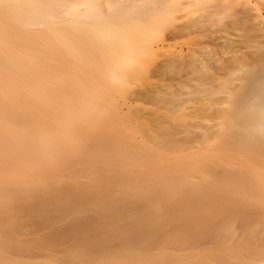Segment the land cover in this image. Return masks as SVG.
<instances>
[{"label": "bare ground", "instance_id": "obj_1", "mask_svg": "<svg viewBox=\"0 0 264 264\" xmlns=\"http://www.w3.org/2000/svg\"><path fill=\"white\" fill-rule=\"evenodd\" d=\"M225 1L218 0L219 4ZM158 2H162V0H0V264H70L71 262L77 264H144L142 257L135 256L133 247L140 240L137 236L140 238L139 234L149 229L143 227V225H147V222L143 221L144 219L141 216L143 215L141 213L143 211L139 210L141 205L136 203L134 205V202L131 201L132 196L145 198L147 196H142L145 193L152 195L150 198L148 196V199L153 202L147 206L155 214L161 209L186 210L181 205H168L162 202L160 197L164 195H182L185 193L190 196H204L206 195L205 192H212L213 195L218 196L224 190L239 192V190L229 186L231 179L229 174L217 178L212 173L211 164L214 165L215 158L222 161H232L234 158L229 157L230 153L223 154L224 147L229 144L228 135L223 132L214 133L213 131L220 130V128L222 130L224 125L227 126L225 121L228 120L231 111L230 98L234 97L238 111L244 114L243 127L258 131L257 134L260 135L262 129H264L262 123L264 122V101L261 100L259 86L261 79L264 78V70H260L262 71L260 73L256 71V74L253 73V75H249L250 71H244L243 74L237 73L238 69L236 71L234 66L245 61L248 62V56L246 52H243L241 45L237 46L235 41L234 46L231 45V49L222 51V56H228L225 61L218 57V53L214 52L215 50L209 51L207 55L203 56L192 52L189 59L180 54V56L174 53L167 54V63L170 65L167 64V68L178 69V76L183 73L181 70H185L176 83H179V86L184 89H192L189 95L199 97L206 95V98L205 91H210V96L206 100L201 97L200 102H193L194 105L190 107V113L186 108L185 111L174 114L172 118L180 119L186 130L190 128L199 129L200 127L195 124L196 120L205 119L204 117L211 112L217 116L216 120L218 118L217 114L221 116V119H224L222 124H215L216 121H214L215 123L211 128L205 130L202 128L201 136L198 134L195 136L196 139H193L195 143L196 140H199L198 142L203 145V149L211 152L209 156L210 163H212L209 164V167L200 165L195 168L187 164L185 169L184 164H178L176 167L181 168L177 169L178 175L172 179L173 181L163 175L161 176L164 177L163 180L161 178L153 179L146 183V180L141 178L145 175V166L151 167L152 165L147 164L144 166L139 162L137 156H133L126 149H120L119 155L122 157L120 162L130 163L131 166L127 169L126 164L122 165L126 175L129 173V176L118 180L112 176L114 169L110 168L112 163L118 167V149L116 158L112 161L109 151L103 148L97 155L105 163L102 171L111 178L108 179L109 183L98 182L100 179H96L98 181L94 179L90 184L86 182L88 180L83 182L82 184L86 183L90 186L83 190L86 198L85 200L81 199V202H79L80 200L77 202L72 194L54 197V199L48 201L41 196L50 190L40 177V152L42 150H52L56 133L62 137L59 144L67 149V147L78 143L74 138L75 132H73V130L77 131L78 127L87 129L91 133L100 131L103 135L107 134V128H109L112 131L109 140L118 147V122L115 117L111 118L109 109L106 107V103H115L116 101L114 89L118 82H121L122 85L126 83L122 66L127 60L118 54V6L124 5L126 9L127 7H151ZM247 4V2L244 3L243 8L245 11H250L251 7ZM223 5L225 4L221 6ZM225 6L227 8V5ZM225 10V8L222 10L223 13H225ZM233 10L235 13L238 11L236 7ZM222 11L220 10L221 13ZM213 14V11L208 10L196 12L185 19L182 24H179L180 22L176 24L182 25V28L185 29L183 31L186 32V30H190L188 29V27L190 28L189 23L192 25L201 21L204 23L205 19L203 17L206 16L205 18L212 19ZM238 14L241 16V11ZM245 14H242V16ZM250 14L245 15L247 19H256ZM208 15H211L210 18ZM249 15L252 17H249ZM236 21H233V23ZM206 22L210 23V20ZM203 26L206 25L203 24ZM194 30H196V27ZM179 32L176 31L175 33L181 35ZM258 34H261V32L255 35ZM171 35L169 37L174 36ZM88 38L92 40L90 45L86 41ZM212 38L209 39L212 40ZM220 38L222 37L219 36L217 41H221ZM75 42H78V45L81 42L84 48L83 51L80 50L81 47L75 45ZM262 54L264 55V52ZM256 57H258L257 54ZM167 68L165 67L166 70H169ZM241 68L244 69V67ZM158 73L160 74L159 71L156 74ZM222 80L226 82L225 86L231 87H229V91H226V89L224 91L225 86L217 84ZM168 89L172 93L169 87ZM172 89L174 90L173 87ZM163 90L168 94L167 88L164 89L163 87ZM136 91L135 94H144L145 92L143 90L144 92L140 91V93L138 89ZM180 91H182L181 88ZM165 93L159 95L163 97L164 103L166 97L164 98L163 94ZM180 93L177 94L180 96ZM158 94L159 92H157V96H154L157 98L159 97ZM181 95L183 94L181 93ZM217 95H220V97H216ZM138 98L123 97V102L127 105L128 111L137 108L140 102ZM181 102L177 110H181L183 106L185 107V104H182L187 103ZM119 103L121 104V102H118V106L121 108L122 104ZM190 103L192 104V102ZM57 105L60 107L58 108ZM138 109L141 111L142 108L139 107ZM150 111L157 114L154 110ZM168 111L171 110L168 109ZM160 112L158 113L160 114ZM137 114L140 115L138 110ZM162 114L161 112L160 115L162 116ZM146 115L148 116V114ZM160 115H158L159 118ZM159 118H155L154 121H161ZM156 119L158 120L156 121ZM166 119L169 122L168 117L166 118L165 115ZM171 123L170 120L169 124ZM181 123L179 127H181ZM173 124L176 125L177 123L173 122ZM176 127H161L162 129L159 127L162 131L160 130L157 134H160L161 137L152 134L151 137H148L149 134H146V131L151 132V130L147 126L145 135L148 140L153 143L158 141L155 145L146 144L147 147L154 150L161 160L169 158L168 155H173L172 160L181 161L192 154L195 155L199 152L204 154L198 148L195 151L196 146L194 145L186 148H181L180 145L175 146L173 138H175L176 132L179 134V128L176 129ZM182 132L183 129L180 133ZM81 140L83 141V139ZM105 140L108 139H101V142ZM220 144H222L221 147H218ZM219 150L222 152L219 153ZM215 151H218V154ZM94 156V154L88 155V160L92 164H94ZM206 156L207 154L204 158ZM195 157H198V155ZM47 158L48 155L44 159L46 164L48 163ZM243 164L253 175L261 173V166L254 164L251 160L245 159ZM225 168L230 170L229 165H226ZM88 170L89 174H94L93 170L90 168ZM115 171L118 172V169ZM190 171L195 173L190 174ZM260 177L263 176L260 175ZM190 178L209 184L211 186L210 190H203L199 187L186 190L183 183L188 179L190 180ZM218 182L224 186V190L218 187ZM118 196H121V201L118 200ZM30 199H32V203H35L36 211L41 213L50 208L49 205L52 201L51 205L57 204L55 209L60 213L55 214L53 218L50 216L46 218L50 222L47 221L48 223L43 227L46 233L37 234L35 230L32 233L25 234L20 231L21 229L18 230L11 224V220L18 219L16 213L11 214L13 210L10 206L13 201L20 202V207L24 208L26 204L29 205ZM16 208L18 207L16 206ZM145 209L144 207L143 210ZM35 226L34 228H36ZM232 230L231 227L228 230L230 237L234 234ZM181 241L182 245H186L189 242H194L195 239H187L184 236ZM72 242H74V245H72ZM174 245L176 244L174 243ZM35 252H39V260L33 259Z\"/></svg>", "mask_w": 264, "mask_h": 264}, {"label": "rangeland", "instance_id": "obj_2", "mask_svg": "<svg viewBox=\"0 0 264 264\" xmlns=\"http://www.w3.org/2000/svg\"><path fill=\"white\" fill-rule=\"evenodd\" d=\"M198 1L162 0V2H158L151 7H127V9L124 5L118 6V54H120L127 60V63L125 62L122 66V73L124 74L123 76H125L126 83L125 85H122L121 82H118V85L114 89V97L116 100L115 103H106V107L109 109L111 118L115 117L118 122V147L113 145L109 140L112 134V131L109 128H107L108 132L105 131L107 133L104 134L105 136L100 131L97 133H91L87 129H84L82 127H78L77 131H74L72 129L73 132H75L74 138H76V141L78 143L74 144V146L67 147V149L65 146L59 144L62 137L58 133H56V137L53 140L54 146L52 150H42L40 152V177L43 179L45 186L50 190L49 192L43 193V195H41L43 199L48 201L49 199H54V197L56 198L58 196H66L72 194L75 196L77 202L79 200V202H81L86 198V195L84 194L85 192L83 190L87 186H90L86 183L82 184L83 182L88 180L86 182L90 184L92 183V180L100 179L99 181H96L109 183L108 181L111 178L108 177L104 171H102L105 163L100 158V156L97 155L103 148L109 151L112 161L116 158V151L118 149V167L113 163L110 164V168L114 169L115 173V175L114 173H112V176H114L118 180L124 179L129 176V173L128 175H126L125 169H123L122 165L126 164L125 167H127V169L131 166L130 163L128 164L120 162L122 161V157L119 155L120 149H126L133 156H137L139 162L144 166L147 164L152 165L151 167L145 166V175H143L141 179L146 180V183L153 179L161 178L163 180L164 177H168L169 180L174 179L175 176L178 175L177 169L181 168L176 167L178 164H184L185 169L187 168V164H190L195 168L200 165L207 167L210 166L209 164L212 163H210L209 156L211 152L205 151L203 149V145L198 142L199 140H196L195 143L193 139H196L195 136L198 134L199 136H201L203 130L211 128V126L215 123L214 121H216L215 124H222L224 122V119H221V116L217 114L218 118L216 120L217 116L214 115L215 113L213 114L211 112L207 114L206 117H204L205 119L196 120L195 124L196 126L200 127L199 129L190 128L189 130H186V128L183 127L180 119L172 118L174 114L183 110L185 111L186 108H188V111L190 113V107H192L194 103H197L198 101L200 102L202 98L204 100L209 98L210 91H205L207 94L206 98V95H201L200 97L197 95H189L192 89H184L183 87L179 86V83H176V81L182 77L185 70H181L183 73L179 74L178 76V69L173 67L167 68V54H180L181 56L186 57V59H189L192 52L199 53V55L203 56L207 55V52L215 50L214 52L218 53V57L225 61L228 56H222V51H224L225 49H231V45L234 46L236 41L237 46L241 45L243 52H246L248 56V62L245 61L243 63H240L239 65L237 64L236 66H234V69L236 67V71L238 69L237 73L243 74L242 72L244 71H250L251 73H249V75H253V73L256 74V71H259L258 73L262 72L260 70H264V55L262 54L264 52V0H226L221 4H219L217 0L218 5L216 0H207L210 2V4L206 0ZM202 2L204 3V5H202ZM205 2L208 3L207 6H205ZM246 2L248 3L247 6L249 5V7H251L250 11H245L243 8L244 3L246 4ZM195 3L197 4V6H195ZM198 4L201 5L199 6ZM222 4L227 5V8L225 5L221 6ZM218 6H221V9ZM234 6L236 7V9H238L239 12L241 11V16H239L240 14H238L239 12L237 10V12L235 13V11L233 10L235 9ZM190 7L193 9H191ZM224 8L226 9L224 11L225 13H223L222 11ZM219 9L222 11V13ZM205 10L211 12L213 11L215 14H213L214 17L212 16L211 19V15H208L210 19H207L205 18V16L203 17L205 20L201 18L202 20H204V23L201 21V24V22H199V19V23H193L195 26L189 23L190 28L188 27V29L190 30H186V32L183 31L185 29H183L182 25L179 24H182L185 19L191 17V15H193L194 13ZM231 11L234 12L232 13ZM245 13H251L256 19H247L246 16H248V14ZM242 14H245L246 16H242ZM231 15L236 16L231 17ZM250 15L249 17H252ZM215 16L218 18H216ZM244 16V20L246 23L243 20ZM209 20L210 23H207L206 21ZM255 20L257 21L255 22ZM233 21L236 22L233 23ZM203 24L208 27L203 26ZM254 24L257 27H255ZM198 25L200 26L198 27ZM195 27L196 30H194ZM254 27L256 28V31ZM260 27L262 28L260 29ZM176 31L183 32L184 34L179 32V34L181 35H178V33H175ZM188 31L189 33H187ZM258 32H261V34L255 35ZM171 34H173L174 36ZM170 35L173 37H169ZM219 36L222 37L220 38L221 41H217L219 40L217 39L219 38ZM210 37L214 38H212L211 40L209 39ZM198 39L200 40V42ZM86 41L89 45L92 44L91 38H88V40ZM221 43L222 45H220ZM75 45L77 46L78 42H75ZM78 46L81 47L80 50L84 49L81 45V42ZM89 49L86 50L88 51ZM256 54L258 57H256ZM259 55H262V57L260 58ZM257 58L258 60H256ZM165 67L169 70H166ZM241 67H244V69ZM162 70H165L166 72H163ZM157 71H159L160 74H156ZM217 84L224 87L226 82L222 80ZM163 87L164 89L167 88L166 91L168 92V94L164 92ZM168 87L171 89L170 91L172 93L169 92ZM172 87L174 88V90L172 89ZM229 87L228 85H226L223 90L225 91L226 89V91H229V89L231 88ZM180 88L182 91H180ZM137 89L138 92L144 90L146 93H148L146 94L143 91L144 94L140 92L142 95L138 93L135 94V91ZM154 89L156 90V92H154ZM173 91L176 93H174ZM157 92H159L158 96H161L162 93H165L163 94L164 98L166 97L165 103L163 97L159 96L156 98L154 96H157ZM179 92H181L183 95H181L180 93L179 96ZM149 93H152V96ZM220 95H217L216 97H220ZM125 96H130L134 99H137L138 97L140 98H138L140 102L139 105H137L136 109L128 111L127 105H125L123 102V97ZM119 101L122 104L121 105L119 103L121 105V108L120 106H118ZM230 101L231 111L228 120L225 121V124H227V126L224 125V129L222 130L220 128L221 131L219 129H216L213 132H223L228 135L227 138L229 139V144L227 147L223 146L225 148L223 150V154L230 153L229 157L234 158L232 161H222L219 158H215V163L213 162L214 165L211 164V168L212 173L217 178L220 176H224L225 174H229L231 178L229 186L231 188L239 190V192H227L223 189L224 186L218 182V187H221V189L224 190L222 191L223 193L218 196L213 195L212 192H205L206 195L204 196H190L186 195L185 193L182 195H164L160 197V200L162 202L168 205H181L186 208V212L183 210L178 211L174 209H161L155 212L156 215L151 212L152 209L147 206L149 203L153 202L149 201L148 199V196L150 198L152 195H150L149 193H145L142 195L147 196L145 198L132 196L131 201L134 202V205L135 203L137 205H141V209H139L143 211L141 212L143 214L141 216L144 219L143 221L147 222V225H143V227L149 229L145 230L144 233L139 234L140 238L137 236V238L140 240L133 247L135 256L142 257L144 264H261V262L264 261V131H262L260 135H258V131L252 130L250 128H244V114L238 111L234 97L230 98ZM180 102L187 103H183L182 105L185 104V107L183 106L181 110H177ZM190 102H192V104ZM172 103L174 104L173 106ZM57 107L59 108L60 106L57 105ZM139 107H141L142 109L144 108L145 110L141 109L140 111L138 109ZM148 109L152 111L154 110L155 112H157V114L154 112L152 113L151 111L149 112ZM168 109H170L171 111H168ZM137 110L139 111L140 115L137 114ZM160 111L163 113V118H161L162 116L160 115ZM158 112H160V114ZM146 114H148V116ZM158 115H160L161 117L159 118ZM165 115L166 118L168 117L169 122L167 119L165 120ZM44 117L46 116L44 115ZM157 117L161 119V121L159 120L160 123L159 121H154ZM162 119L164 120L162 121ZM157 120L158 119H156V121ZM170 120L172 122L171 124H169ZM173 122L175 124L177 123L176 125H178L177 127L179 128V134L176 132L174 136L175 138H173L174 145H180L181 148H186L189 146L192 147V145H194L196 146L194 148L195 151H197L198 148V150L203 151L204 154H201L202 152L196 153L195 155L192 154L191 156H188L187 159L181 161L172 160L171 157L173 155H168V157L170 156L169 158L161 160L160 157L156 155L154 150L147 147L146 144L151 143L152 145H155L156 143H158V141L156 143H153L151 140H148L147 136L145 135V128L147 126L149 127L148 129L151 130V132L149 130L148 132L146 131V134H149L148 137H151V134L161 137L160 134H157L162 129L161 127H176ZM180 123L181 127H179ZM262 123L264 125V122ZM202 128L204 129L201 130ZM182 129L183 132L180 133ZM93 134L96 137H93ZM81 139H83V141ZM101 139L108 140L101 142ZM84 143L86 146L84 145ZM82 144L84 145V147ZM183 144H185V147L183 146ZM221 145L222 144L218 145V147H221ZM215 152L216 154H218V151ZM220 152L222 151L219 150V153ZM92 154L95 155V160L93 162L94 164H92V162L88 160V155ZM206 154L207 156L206 158H204ZM46 155H48L47 164L44 161ZM196 155H198V157H195ZM245 159H249L254 164L261 166V173L258 175H253L252 172L248 168H246V165L243 164L245 162ZM226 165H229L230 170L225 168ZM89 168L93 170V175L89 174ZM117 169L118 172L115 171ZM194 173V171H190V174ZM98 174L102 175L101 178ZM163 175L166 176L161 177ZM260 175L263 177H260ZM81 184L83 186H86L83 187ZM183 185L184 187H186V190L198 187L203 190H210L211 187L209 184H205L193 178L185 181ZM81 192L83 194H80ZM82 195L84 196L81 197ZM120 197L121 196H118L119 201H121ZM50 205V208L46 212L41 213L40 211H36L37 207L35 206V203H32V199H30L29 205L26 204L24 208L20 207L21 203L15 200L10 206L13 210L11 211V214L16 213L18 219L11 220V224L16 229H21L20 231H23L25 234L32 233L35 230L37 231V234L46 233L45 228H43L46 223L49 222L48 220H46V218L48 216L53 218L54 215L59 212L55 209L57 207L56 203H54V205ZM16 206L18 208H16ZM144 207L146 208L145 210H143ZM34 226L36 228H34ZM230 227L233 228L232 231L234 232L232 237L228 235V230ZM234 229L236 230L234 231ZM184 236L185 238L187 237V239L194 238L195 241L189 242V244L186 245H182L181 239ZM174 243L176 245H174ZM72 245H74V242H72ZM35 253H33L35 254L33 259L39 260V252ZM70 264L77 263L71 262Z\"/></svg>", "mask_w": 264, "mask_h": 264}, {"label": "snow or ice", "instance_id": "obj_3", "mask_svg": "<svg viewBox=\"0 0 264 264\" xmlns=\"http://www.w3.org/2000/svg\"><path fill=\"white\" fill-rule=\"evenodd\" d=\"M259 91L261 95V100L264 101V78L261 79ZM262 131H264V129H262ZM261 264H264V261H262Z\"/></svg>", "mask_w": 264, "mask_h": 264}]
</instances>
